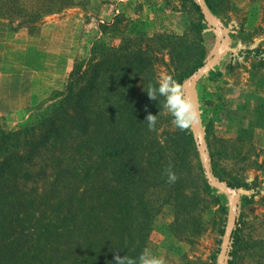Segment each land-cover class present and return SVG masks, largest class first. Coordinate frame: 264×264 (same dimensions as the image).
Listing matches in <instances>:
<instances>
[{"label": "trees", "instance_id": "trees-1", "mask_svg": "<svg viewBox=\"0 0 264 264\" xmlns=\"http://www.w3.org/2000/svg\"><path fill=\"white\" fill-rule=\"evenodd\" d=\"M206 1L212 9L217 4ZM75 4L80 0H0V17L18 18L34 32L47 15ZM193 4L198 17L191 18L188 29L198 33L210 21L201 0ZM117 23L116 18L101 27L114 31ZM153 37L160 41L134 34L118 45L95 39L90 56L74 62L64 88L29 106L17 126L1 121L0 114V264H113L117 253L138 257L147 247L155 208L148 188L138 187L171 164L178 179L170 187L180 191L186 166L176 160L190 152L194 137L198 141L194 122L171 132V146L148 127V113L160 119L165 108L164 97L152 99L146 89L158 82L157 63L164 51L176 52L174 35L156 32ZM183 51L177 53L184 58ZM239 52L255 56L264 49ZM190 60V69L177 74L185 92L187 78L205 63V55ZM39 156L53 174L44 186L28 187ZM163 181L168 182L167 176ZM205 181L230 196L242 191L230 182L218 186ZM241 185L246 202L260 192L253 180ZM170 203L177 206L173 199ZM239 228L233 229V238Z\"/></svg>", "mask_w": 264, "mask_h": 264}, {"label": "rangeland", "instance_id": "rangeland-1", "mask_svg": "<svg viewBox=\"0 0 264 264\" xmlns=\"http://www.w3.org/2000/svg\"><path fill=\"white\" fill-rule=\"evenodd\" d=\"M80 2L47 15L34 32L20 25L18 18L0 17V82L5 84L0 94L5 103L1 121L17 126L29 106L63 89L74 62L90 56L97 38L118 45L131 34L147 37L151 43L160 41L153 37L156 32L174 35L176 52L161 55L158 76L171 73L178 80L179 72L190 69V59L205 55V63L187 84L186 92L200 111L193 130L197 132V124L204 130L202 142L215 180L233 183L242 191L230 196L206 183L205 178L212 182L203 176L204 152L194 137L190 152L176 160L186 166L180 191L163 181L166 171L138 187L148 188L147 197L155 208L147 247L165 257L166 264H220L234 215L233 229L240 228L234 238L231 234L224 264H264V52L255 56L239 52L247 47L264 49V0H217L213 9L203 0L215 23L209 22L198 33L188 29L191 18L198 17L193 0ZM116 18L118 30L104 31L101 23ZM180 50L184 58L177 53ZM163 111L154 129L161 142L171 146L170 134L177 126L172 115ZM43 169L46 173H41ZM32 171L35 178L27 182L28 187L44 186L53 174L44 156L36 158ZM245 180L260 187L250 202L242 197ZM132 198L135 203L134 190Z\"/></svg>", "mask_w": 264, "mask_h": 264}, {"label": "clouds", "instance_id": "clouds-1", "mask_svg": "<svg viewBox=\"0 0 264 264\" xmlns=\"http://www.w3.org/2000/svg\"><path fill=\"white\" fill-rule=\"evenodd\" d=\"M146 90L152 99L164 97V108L172 115L173 122L178 128H189L193 122L200 119V111L195 101L186 95L182 83L173 74H160L158 82L150 84ZM145 120L150 129L155 128L158 114L149 112ZM165 171L169 183H174L178 179V174L171 164ZM113 264H166V260L165 257L155 254L149 247H145L138 257L129 256L127 253L125 255L117 253Z\"/></svg>", "mask_w": 264, "mask_h": 264}, {"label": "water", "instance_id": "water-1", "mask_svg": "<svg viewBox=\"0 0 264 264\" xmlns=\"http://www.w3.org/2000/svg\"><path fill=\"white\" fill-rule=\"evenodd\" d=\"M201 3H202V6H203V11L206 13V18L210 21V22H213L209 16H208V13H207V9H206V6L203 2V0H201ZM223 46V44H222ZM221 46V48H222ZM211 62H207L205 65L208 66L210 65ZM190 82V77L188 78L187 80V84ZM186 95H188V93L186 92ZM197 136L199 138V142L201 143V148L204 152V157H205V171H206V175L208 177V179L218 185V186H225L226 184L224 183H221L217 180H215V178L212 176L211 172H210V167H209V163H208V154L207 152L205 151V147H204V144L202 142V131H201V127L200 125L197 124ZM237 206V201L236 199L234 200V208ZM234 222H235V216L233 215L232 216V224H231V227L229 229V232H228V235H227V238H226V242L224 244V247H223V250H222V255H221V263L220 264H224V258H225V255H226V252H227V247H228V244H229V241H230V238H231V234H232V231H233V227H234Z\"/></svg>", "mask_w": 264, "mask_h": 264}, {"label": "crops", "instance_id": "crops-1", "mask_svg": "<svg viewBox=\"0 0 264 264\" xmlns=\"http://www.w3.org/2000/svg\"><path fill=\"white\" fill-rule=\"evenodd\" d=\"M1 86H3V87H5V84L4 83H2L1 84V82H0V94H1V90H2V87ZM0 98H1V96H0ZM18 101V100H17ZM15 102V104H16V108H18L19 106H20V102ZM4 102V99H0V112H3V110H4V108H5V103H3ZM22 105V104H21ZM20 108V107H19ZM21 109V108H20ZM0 114H2V113H0Z\"/></svg>", "mask_w": 264, "mask_h": 264}]
</instances>
